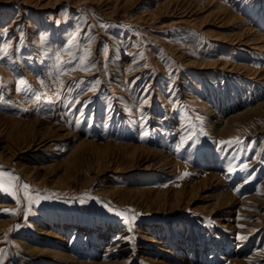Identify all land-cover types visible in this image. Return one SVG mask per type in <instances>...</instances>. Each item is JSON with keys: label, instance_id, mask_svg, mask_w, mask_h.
I'll use <instances>...</instances> for the list:
<instances>
[{"label": "rangeland", "instance_id": "1", "mask_svg": "<svg viewBox=\"0 0 264 264\" xmlns=\"http://www.w3.org/2000/svg\"><path fill=\"white\" fill-rule=\"evenodd\" d=\"M165 1L0 0V170L19 178L0 189L4 264H264V0ZM77 44L95 67L60 91L48 73ZM120 143L167 153L173 172Z\"/></svg>", "mask_w": 264, "mask_h": 264}, {"label": "snow or ice", "instance_id": "2", "mask_svg": "<svg viewBox=\"0 0 264 264\" xmlns=\"http://www.w3.org/2000/svg\"><path fill=\"white\" fill-rule=\"evenodd\" d=\"M46 41H47L46 35H42L41 36V42L44 43ZM73 41H75V36L71 37V39L68 41V44L71 46L73 44ZM90 42L91 41L89 40V43ZM65 51L69 55L72 56V59L65 62V61H63L61 59V56L59 54H57L56 63L53 66L54 67V71L48 73V77L50 79H52V78L55 79V81L58 84V87H59L60 91H63L64 88H65L63 80L60 79L61 76L65 75L69 71H76V70L89 71V70H91V68L95 67V64L87 65V63H86L87 58L91 55L90 50L85 52L77 44V51L82 53V54H80V55L73 54L71 52L70 48L69 49H65ZM0 52H3L6 55L7 54V46H5L4 48H0ZM105 54H107V49L106 48H105ZM68 65H72V67L69 68ZM39 83H40L42 88L46 87V83H45L44 79H40ZM18 84L21 85V86H26V88L28 90L31 89V86H30L29 82L26 79L18 80ZM98 84H99V81L97 80L95 82V84L92 87H90L88 90L89 91H95L96 90V85H98ZM23 90H25V89L24 88H18L17 89V91H23ZM60 91H58L57 93L54 94L57 98L60 95ZM44 95H46V94H44ZM35 99L36 100H40L41 99V94H36L35 95ZM142 102L143 103H147L148 102L147 98H145ZM69 103H80V101L79 100H76L74 102L70 101ZM198 119H201V123H202V118L198 117ZM200 131H201V134H206V133H204L202 128H201ZM147 135H148V133H147V131H145L144 134L140 138L143 140ZM193 135H194V133H190L187 137H182L181 138V144L176 147L175 151L179 152L181 146L187 140H191ZM232 143L239 144V143H241V141L238 138H236L234 141H221L220 142L221 145L228 144L229 146H231ZM0 167H2V166H0ZM232 170H233L232 168H229V171H232ZM243 170L247 171V165L243 166ZM183 175L187 176L188 173H184ZM18 179L19 178L14 176L12 173L0 170V189H4L5 191H9L12 187H14V183L13 182L18 180ZM22 187H23V189L27 190V189H29L30 186L27 185V184H24V185H22ZM12 194L15 195V193H12ZM28 199H29V203L31 204V203H38L40 200H43V199H48V197L47 196H39V194H37V196L35 198H33L32 196L29 195ZM93 199H95V198H93ZM104 206L108 209V211L114 212L117 216L122 217L124 219L125 223H129V220L135 221V219H136L135 216H131L129 218L127 212L113 209L108 204H105ZM130 211H132V210L129 209L128 212H130ZM12 214H15V212L13 211ZM129 231H131V227H129ZM238 238L241 239V240L247 239V237H244V236H240ZM129 239H131V238H129ZM6 255L7 254L4 253L3 250H0V264H4V258L6 257Z\"/></svg>", "mask_w": 264, "mask_h": 264}, {"label": "bare ground", "instance_id": "3", "mask_svg": "<svg viewBox=\"0 0 264 264\" xmlns=\"http://www.w3.org/2000/svg\"><path fill=\"white\" fill-rule=\"evenodd\" d=\"M164 1V0H163ZM167 1V0H166ZM165 1V2H166ZM171 1V0H170ZM233 1V0H232ZM179 2V1H178ZM224 2V1H223ZM242 2V1H241ZM243 2L245 3V0H243ZM248 2V1H247ZM250 2V1H249ZM163 3V2H162ZM236 3V2H235ZM229 4V3H228ZM243 4V3H242ZM241 4V5H242ZM248 4V3H247ZM227 5V4H226ZM234 5V4H233ZM113 6V5H112ZM163 6H164V3H163ZM218 6V5H217ZM225 6V5H224ZM224 6H223V8H224ZM248 6V5H247ZM252 6V5H251ZM222 7V6H221ZM243 7V6H242ZM187 8V7H186ZM250 8V7H249ZM242 9V8H241ZM216 10H217V7H216ZM247 10V9H246ZM214 11V10H213ZM220 11H225L226 12V9H222V10H220ZM240 11V10H239ZM216 12V11H215ZM233 13V12H232ZM235 13H236V11H235ZM230 14V13H229ZM228 14V15H229ZM223 15V14H222ZM236 16V15H235ZM21 17V16H20ZM233 17V16H232ZM14 18V17H13ZM190 18V17H189ZM237 18V17H236ZM16 19V18H15ZM23 19V18H22ZM181 19V18H180ZM187 19V18H186ZM14 21V20H13ZM185 21H187V20H185ZM191 21V20H190ZM12 23V22H11ZM177 23V22H176ZM250 27V26H249ZM251 28V27H250ZM253 28V27H252ZM244 31H246V30H244ZM248 31V30H247ZM251 31V30H250ZM241 33V32H240ZM243 33V32H242ZM239 34V33H238ZM30 35H31V33H30ZM225 37V36H224ZM229 38V37H228ZM238 38V37H237ZM235 39V38H234ZM231 41V40H230ZM226 42V41H225ZM261 42H262V40H261ZM237 43V42H236ZM250 43V42H249ZM257 43V42H256ZM240 44V43H239ZM234 45V44H233ZM244 45V44H243ZM253 45V44H252ZM255 47H259V48H261V47H264V44H259V45H257V44H255ZM188 57V56H187ZM196 60V59H195ZM191 61V60H190ZM214 61V60H213ZM219 62V61H218ZM211 63H212V61H211ZM233 63V62H232ZM200 64V63H199ZM216 64V63H215ZM209 65V64H208ZM217 65V64H216ZM221 65V64H220ZM235 65V64H234ZM246 65H248V64H246ZM142 67V66H141ZM214 67V66H213ZM238 67V66H237ZM246 69H248L249 70V68L247 67ZM260 69V68H259ZM140 70V69H139ZM228 70V69H227ZM97 72V71H96ZM135 72V71H134ZM237 72V71H236ZM252 72V71H251ZM133 73V72H132ZM255 76V75H254ZM140 77V76H139ZM127 78V77H126ZM114 79V78H113ZM138 79V78H137ZM250 79V78H249ZM126 80V79H125ZM251 80V79H250ZM264 80V79H263ZM135 81V80H134ZM256 85V84H255ZM121 98V97H120ZM194 100V99H193ZM196 100V99H195ZM27 101V100H26ZM178 102V101H177ZM129 103V102H128ZM199 103V102H198ZM255 104V103H254ZM112 105V104H111ZM146 105V104H145ZM149 105V104H148ZM138 106H139V104H138ZM251 106V105H250ZM143 107V106H142ZM146 107V106H145ZM174 107V106H173ZM132 108V107H131ZM138 108H140V107H138ZM245 108V107H244ZM246 108H247V106H246ZM144 109V108H143ZM262 110V109H261ZM242 111V110H241ZM263 111V110H262ZM263 113V112H262ZM145 114V113H144ZM148 114V113H147ZM142 115V114H141ZM111 116V115H110ZM5 117V116H4ZM10 117V116H9ZM229 117V116H228ZM232 117V116H231ZM6 118V117H5ZM144 118V117H143ZM30 122V121H29ZM31 122H33V121H31ZM35 122V121H34ZM145 122V121H144ZM49 123V122H48ZM112 123V122H111ZM225 123V122H224ZM120 124V123H119ZM147 124V123H146ZM153 124V123H152ZM228 124V123H227ZM30 125V124H29ZM35 125V124H34ZM38 125V124H37ZM49 125V124H48ZM60 125V124H59ZM145 125V124H144ZM25 127V126H24ZM43 127V126H42ZM50 127V126H49ZM227 127V126H226ZM229 127V126H228ZM63 128V127H62ZM48 130V129H47ZM64 130V129H63ZM63 130H62V132H63ZM141 130V129H140ZM89 131V130H88ZM171 131V130H170ZM170 133V132H169ZM261 133V132H260ZM69 134H71V133H69ZM140 134V133H139ZM45 137V136H44ZM140 138V137H139ZM141 139V138H140ZM154 140V139H153ZM34 141V140H33ZM39 141V140H38ZM51 141V140H50ZM121 141V140H120ZM135 141V140H134ZM142 141H144V140H142ZM93 142V141H92ZM129 142V141H128ZM131 142V141H130ZM133 142V141H132ZM144 142H146V141H144ZM148 142V141H147ZM37 143V142H36ZM81 143V142H80ZM137 143V142H136ZM219 143V142H218ZM128 143H126V144H119V146L118 147H123V148H126V149H128L127 150V154H128V159H131L130 161H132V163H135V162H139V165L140 166H142V169H144V170H149V169H161L162 167H165V168H169V171H172L173 172V168H172V163L170 162V160H169V158L167 157V155L166 154H163L162 152H158V151H156L155 149L153 150V149H149V148H146V147H142V146H139V145H127ZM178 144V143H177ZM103 145V144H102ZM102 145H101V147H102ZM44 146V145H43ZM42 146V147H43ZM106 146H108L107 144H106ZM147 146V145H146ZM47 148H48V146H46ZM117 147V148H118ZM55 148V147H54ZM116 148V147H115ZM104 149V148H103ZM114 149V148H113ZM120 149V148H119ZM52 150V149H51ZM108 150V149H107ZM122 151V150H121ZM56 152V151H55ZM108 152V151H107ZM112 153V152H111ZM124 153V152H123ZM261 153V152H260ZM109 154V153H108ZM126 154V155H127ZM259 156V155H258ZM122 157V156H121ZM111 158H112V156H111ZM75 159V158H74ZM127 159V160H128ZM117 160V159H116ZM257 160V159H256ZM70 161H71V159H70ZM112 161V160H111ZM126 161V160H125ZM255 161V160H254ZM65 163H66V160H65ZM70 163H72V162H70ZM128 163V162H127ZM41 167V166H40ZM65 168V167H64ZM68 168V167H67ZM112 169V168H111ZM112 171V170H111ZM117 171V170H116ZM256 171V170H255ZM253 176V175H252ZM214 179H216V177H214ZM219 183V182H218ZM197 185H195V186H192V187H189L190 188V190H189V192L188 193H190L191 194V192H192V190H198L199 188H204L206 185H209V184H212V180H210V179H204V180H201V181H198V183H196ZM110 187V186H109ZM117 187V186H116ZM137 188V187H136ZM117 189V188H116ZM137 191H139V192H141V189H138ZM155 192V199H157V198H160V196H162L161 194H165V192H164V190H160V189H158V190H155L154 191ZM183 192H186V187L184 188V187H180V188H178V189H175V190H173V195H174V198H173V202H175V203H178V202H181V199H182V195H183ZM220 193H218V195H219ZM184 196V195H183ZM261 196V195H260ZM164 197V196H163ZM220 197V201L222 202V201H224V203L225 202H228L229 201V197L227 198V196L225 195V194H223L222 192H221V195L219 196ZM190 198H192V197H190ZM162 199V198H161ZM166 199V198H165ZM262 204H264V201L262 202V201H260L259 202V206L260 205H262ZM257 208V207H256ZM252 212H254V211H252ZM3 219V218H2ZM7 220H8V218H7ZM9 221V220H8ZM1 224V223H0ZM6 224V223H5ZM4 224V225H5ZM248 229H252V227H249ZM248 232V231H247ZM112 242V241H111ZM121 242V241H120ZM119 244V243H118ZM112 245V244H111ZM108 247V246H107ZM48 248V247H47ZM171 248H172V246H171ZM27 252V251H26ZM119 252V251H118ZM247 263H249V262H247ZM231 264V263H230Z\"/></svg>", "mask_w": 264, "mask_h": 264}]
</instances>
